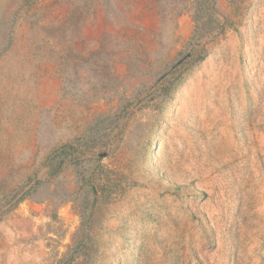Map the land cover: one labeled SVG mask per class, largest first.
Segmentation results:
<instances>
[{"label": "rangeland", "instance_id": "1", "mask_svg": "<svg viewBox=\"0 0 264 264\" xmlns=\"http://www.w3.org/2000/svg\"><path fill=\"white\" fill-rule=\"evenodd\" d=\"M0 264H264V0H0Z\"/></svg>", "mask_w": 264, "mask_h": 264}, {"label": "trees", "instance_id": "2", "mask_svg": "<svg viewBox=\"0 0 264 264\" xmlns=\"http://www.w3.org/2000/svg\"><path fill=\"white\" fill-rule=\"evenodd\" d=\"M188 58H192V55L188 56ZM203 58H204V57H200V60H199V61L203 60ZM187 62H191V61H187ZM187 64H188V63H187ZM64 148H65V146H64Z\"/></svg>", "mask_w": 264, "mask_h": 264}]
</instances>
